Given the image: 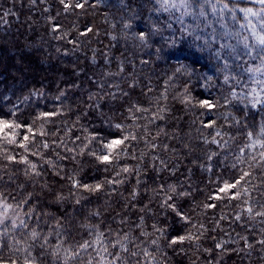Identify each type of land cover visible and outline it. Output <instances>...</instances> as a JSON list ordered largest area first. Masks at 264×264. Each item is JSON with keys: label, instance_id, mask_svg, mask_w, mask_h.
I'll return each mask as SVG.
<instances>
[{"label": "trees", "instance_id": "trees-1", "mask_svg": "<svg viewBox=\"0 0 264 264\" xmlns=\"http://www.w3.org/2000/svg\"><path fill=\"white\" fill-rule=\"evenodd\" d=\"M258 37L255 0H0V264H264Z\"/></svg>", "mask_w": 264, "mask_h": 264}, {"label": "rangeland", "instance_id": "rangeland-1", "mask_svg": "<svg viewBox=\"0 0 264 264\" xmlns=\"http://www.w3.org/2000/svg\"><path fill=\"white\" fill-rule=\"evenodd\" d=\"M24 221V216L13 203L0 198V233L7 228L18 229Z\"/></svg>", "mask_w": 264, "mask_h": 264}, {"label": "snow or ice", "instance_id": "snow-or-ice-1", "mask_svg": "<svg viewBox=\"0 0 264 264\" xmlns=\"http://www.w3.org/2000/svg\"><path fill=\"white\" fill-rule=\"evenodd\" d=\"M61 2H63V0H61ZM255 2L259 3V4H262L264 5V0H255ZM65 7H68V5L66 4ZM224 8H227V5H224ZM246 12V14H252V15H256V13H253L251 9H246L244 10ZM258 42L259 44L261 45H264V37H258ZM204 106L208 107V108H211L212 105L211 104H208L207 102H204ZM12 125L9 124L7 121H3V120H0V131H2L3 129H6V128H11ZM16 127H19V125H16ZM119 127V125L117 126ZM29 131H31L29 129ZM128 137H124L123 139H120V140H113L112 142L108 143L105 145L106 148L108 149H113L115 146H118V145H121L124 140H126ZM25 140L28 139V137H24ZM23 146V145H21ZM109 154H106V155H103L101 157H97V159H100L101 162H110L109 160ZM85 187H89V186H85ZM100 187V185H96L94 186V188H92L91 190H98ZM226 187H230V186H226ZM190 238V237H189ZM185 238L184 237H180V241L182 242ZM173 243H176V241H172ZM84 247H87V245H84Z\"/></svg>", "mask_w": 264, "mask_h": 264}]
</instances>
